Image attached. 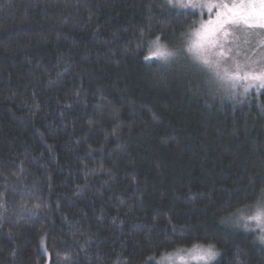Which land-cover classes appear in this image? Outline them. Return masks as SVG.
I'll return each instance as SVG.
<instances>
[{
    "label": "trees",
    "instance_id": "trees-1",
    "mask_svg": "<svg viewBox=\"0 0 264 264\" xmlns=\"http://www.w3.org/2000/svg\"><path fill=\"white\" fill-rule=\"evenodd\" d=\"M197 18L164 0H0V264H147L194 244L264 264L220 223L264 190V91L233 101L145 61Z\"/></svg>",
    "mask_w": 264,
    "mask_h": 264
},
{
    "label": "snow or ice",
    "instance_id": "snow-or-ice-1",
    "mask_svg": "<svg viewBox=\"0 0 264 264\" xmlns=\"http://www.w3.org/2000/svg\"><path fill=\"white\" fill-rule=\"evenodd\" d=\"M171 3L172 0H169ZM179 7L195 10L197 7L208 14L207 21L188 35L184 48H170L161 43V37L147 41L149 54L146 62H159L162 68L170 66L181 57L190 60V68L207 76L208 90L214 95L240 102L253 90H264V0H208V2L179 3ZM214 13V18H212ZM241 211L251 215L244 216ZM221 224L246 231L251 223L258 229L257 240L264 244V190L253 206L240 210L231 217L220 221ZM186 252L187 259L180 257L182 264L195 261L197 264H212L218 256L215 245L194 244ZM171 257H164L165 264Z\"/></svg>",
    "mask_w": 264,
    "mask_h": 264
},
{
    "label": "rangeland",
    "instance_id": "rangeland-1",
    "mask_svg": "<svg viewBox=\"0 0 264 264\" xmlns=\"http://www.w3.org/2000/svg\"><path fill=\"white\" fill-rule=\"evenodd\" d=\"M164 1L166 3L167 7L170 8L172 11H174L177 15H186L187 13L197 14V16H198L197 21L195 19V22H194V25H196L195 27H199V24H200V22L202 20L203 21H207L210 18V16L208 14H203L202 15L201 13L205 12V10L200 9L198 7L195 10H193L190 7L187 8V9H184V8H181V7L178 6L179 3H188L189 0H172L171 3L169 2V0H164ZM193 2L199 4L201 2H208V0H193ZM212 18H214V13H212ZM193 30H194V27H193L192 30L187 32V34L185 36L178 38L174 42V44L171 45V47L168 46V45L167 46L170 47V48H184L186 46L184 42L188 39L189 33L191 31H193ZM155 63L160 66L159 62H155ZM168 67H171V69L174 68L175 70H177L179 72H184V74H188V75H190L193 78L203 79V80L207 81V76L206 75H204L202 73H199V72H195V71H193L190 68V60L186 56L179 58L178 60L173 62ZM263 91L264 90H261V93ZM255 92L256 91L253 90L250 94H252V93L256 94L257 92L256 93ZM261 93H259V94H261ZM241 214L244 215V216H248V215H251L252 213H250L248 211H241ZM232 228H234L235 230L237 229V230H239L242 233H248V234L254 235L256 237V239H257L258 229H257V225L255 223H251L249 225V228L252 229L251 231H246V230H244L243 227H241V228L232 227ZM261 245H263V247H264V244H261ZM190 249H188V250H190ZM180 250L181 249L177 250L176 252H174L172 254L165 255L162 258H157V259L154 258L152 260H149L147 264H153V262H160L164 257H171L170 261H165V264H182V261L180 260V257L183 256L185 259H187V254H186V252H181ZM215 250L218 252V256L216 257V259L214 261H212V264H218L220 259L222 258L221 253L216 248H215ZM188 264H197V262L189 261Z\"/></svg>",
    "mask_w": 264,
    "mask_h": 264
}]
</instances>
